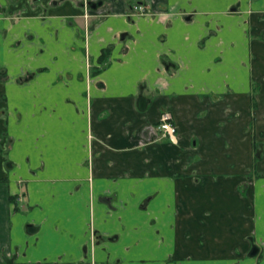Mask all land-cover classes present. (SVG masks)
<instances>
[{
	"label": "crops",
	"instance_id": "0c3cea01",
	"mask_svg": "<svg viewBox=\"0 0 264 264\" xmlns=\"http://www.w3.org/2000/svg\"><path fill=\"white\" fill-rule=\"evenodd\" d=\"M80 1L0 0V264H264L240 192L264 0H95L86 24ZM165 111L174 141L138 146Z\"/></svg>",
	"mask_w": 264,
	"mask_h": 264
},
{
	"label": "rangeland",
	"instance_id": "374dc122",
	"mask_svg": "<svg viewBox=\"0 0 264 264\" xmlns=\"http://www.w3.org/2000/svg\"><path fill=\"white\" fill-rule=\"evenodd\" d=\"M143 1L144 0H139V2H141V3H138V4H141V7H139L138 10H134L135 7L138 6L137 2H136V4L134 3L135 1L132 2L131 9H130L129 12H127V14L129 16H138V17H140V16L144 17V16L149 15V13H150L149 9H151V6L149 5V1L142 3ZM235 1H236L235 2L236 6H234V8H233L235 14L236 15L245 14L246 12H240L238 10L242 6L241 0H235ZM32 2L33 1H31V3ZM237 4H239V8H238ZM104 11H106V10H103L101 15H97V16H94V17H92V16L89 17L88 22L90 23L91 21L101 19L102 17H105L106 15L111 14L110 12H104ZM256 12L257 11H255L254 9H252V10L249 9L247 11V14L250 17L251 15H253ZM8 13H10V11ZM32 13L38 16V13H35V11H33ZM260 13H262V12H260ZM89 14H92V13L89 12ZM16 16H19V15H12V17H16ZM76 20H79V19H76ZM87 30H89V28L86 27V31ZM233 50H234V47H233ZM106 54H108V53H106ZM232 75L234 77V74H232ZM231 77L232 76L229 77V81L231 80ZM248 78H249V84L251 85V88H252V91H253V92H251V94L249 93V95H250L251 101L253 102V106H254V108H252V107L249 108V116L251 115L250 116V120L255 119L257 122L254 123V121H251L250 123H247L248 125L250 124V129L248 127H247L248 129L245 128L247 133H249V131L253 130L254 134H255V138L253 139V147H252V150H251L252 151V156L248 155V159H247V161H249L248 164L249 165L252 164V166L251 167L249 166V168L247 170V173H244V175L241 174L243 176L241 177L242 181H241V186H240V192L241 193L246 192L247 188L245 186L246 185L245 182H248V184L251 186V188L254 189V192H256L254 195L256 197V200H258L259 198L264 199V177H262L264 175V158H263L262 161L259 162V160H260L259 158L262 155H264V98H263V100L261 99V96H260L261 95V93H260L261 89L258 86L259 84H261V86L264 87V83H263L264 82V77L261 76V79L260 78H254V77H251V75L249 74ZM165 112H168L171 115V118H172V113L170 111H165ZM158 125H159V123L153 125L151 130L147 129V132H148L147 140L141 139L139 141V143H138L139 144L138 146H140V144H143V142H146V141H151L152 142V140H153V143L154 142L156 144L161 143V140L164 137H162V133L158 132V129H157ZM254 127H256V129H257L256 133H255ZM251 134H252V132H251ZM251 143H252V141H251ZM248 148H250V147H248ZM257 153H259L258 158L256 157ZM3 154H5V153L3 152ZM237 156H238V154H234L231 157V161H232L234 166H237L239 164L238 163L239 157H237ZM258 167L261 168V170H259ZM232 176H235V174H233ZM229 177H228L227 180H229ZM257 181H258V187L259 188H257V190H256L255 186H256V182ZM21 182L23 184V181H21ZM223 191H224V195H225L227 190H225V189L223 190L222 189L219 192H223ZM24 195H25L24 190H21V192L19 194V197L23 199ZM213 195H214V193H213ZM116 206H117V209H114V211L118 210V212H120V213H123L126 210L125 208L132 207L131 205L127 206L124 203L123 204L122 203H118V204H116ZM256 207H257V213H258L257 214V218L258 219L256 221V226H257V232L260 233V227H261L260 224L262 222H264V208L261 207V205L259 203V200H258V202H256ZM143 223H145V221L141 222V224H143ZM141 226L147 227L148 226L147 222L145 224L141 225Z\"/></svg>",
	"mask_w": 264,
	"mask_h": 264
},
{
	"label": "flooded vegetation",
	"instance_id": "af4514ba",
	"mask_svg": "<svg viewBox=\"0 0 264 264\" xmlns=\"http://www.w3.org/2000/svg\"><path fill=\"white\" fill-rule=\"evenodd\" d=\"M19 1V0H17ZM22 1V0H20ZM33 1V4H36L37 2H40L42 0H30ZM53 3H58V1L60 0H52ZM63 1V0H61ZM52 4V3H51ZM81 7H82V15L79 17L80 20H82V22L89 23L88 19L89 17H94L96 16L94 14V12H96L97 10H101L104 8L103 3L96 1L95 0H81L80 1ZM139 7H141V5H138L137 7H135L134 10H138ZM92 13V14H89ZM41 15L42 18H44L47 15V11L45 9L42 8L41 11ZM90 15V16H89ZM259 153H257L256 157L258 158ZM264 158V155H262L259 159V162L262 161ZM264 177V175L262 176ZM14 199V205H20L22 204V198L19 197V195H15L13 197ZM16 207V206H15ZM16 209V208H15ZM29 225V224H28ZM261 225V224H260ZM27 226V225H26ZM29 228V227H28ZM27 231L29 229H26ZM262 233V234H260ZM260 233H257L256 235H252L248 238L249 242H250V247H249V251H248V255L252 256V257H256L259 259V262H261L264 259V225H261L260 227Z\"/></svg>",
	"mask_w": 264,
	"mask_h": 264
},
{
	"label": "built area",
	"instance_id": "2783aa9c",
	"mask_svg": "<svg viewBox=\"0 0 264 264\" xmlns=\"http://www.w3.org/2000/svg\"><path fill=\"white\" fill-rule=\"evenodd\" d=\"M157 129L158 132L162 133V137L169 139L171 142L174 141L177 134V128L172 123L171 115L168 112L161 114Z\"/></svg>",
	"mask_w": 264,
	"mask_h": 264
},
{
	"label": "trees",
	"instance_id": "16d2710c",
	"mask_svg": "<svg viewBox=\"0 0 264 264\" xmlns=\"http://www.w3.org/2000/svg\"><path fill=\"white\" fill-rule=\"evenodd\" d=\"M104 54H106V51H104L103 53H102V55H101V57H100V61L102 62L105 58H104Z\"/></svg>",
	"mask_w": 264,
	"mask_h": 264
}]
</instances>
